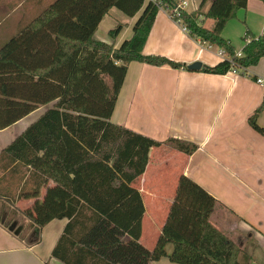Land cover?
<instances>
[{
    "label": "trees",
    "instance_id": "obj_1",
    "mask_svg": "<svg viewBox=\"0 0 264 264\" xmlns=\"http://www.w3.org/2000/svg\"><path fill=\"white\" fill-rule=\"evenodd\" d=\"M209 1L210 8L203 12ZM248 1L203 0L197 11L182 13L190 37L225 55L217 65L204 66L203 73L246 75L264 58V35L256 37L247 29L241 57L222 36ZM113 8L129 18L141 13L133 36L118 48L115 41L125 27L121 23L108 32L111 43L95 39ZM158 13L146 0H56L0 50V130L53 104L0 159L29 169L33 187L22 194L39 193L48 180L68 194L67 205L55 215L49 202L38 204L35 214L28 211L33 228L54 219L69 220L53 252L64 264H150L165 257L174 264L253 261L212 223L213 213L223 205L185 175L178 179L155 247L149 250L141 243L145 208L132 185L145 173L151 149L168 145L187 155L199 149L175 138L159 142L111 122L132 62L187 68L143 53ZM209 20L214 22L211 28L205 27ZM263 111L264 97L248 123L264 137V126L258 123ZM169 244L174 246L171 254Z\"/></svg>",
    "mask_w": 264,
    "mask_h": 264
},
{
    "label": "crops",
    "instance_id": "obj_2",
    "mask_svg": "<svg viewBox=\"0 0 264 264\" xmlns=\"http://www.w3.org/2000/svg\"><path fill=\"white\" fill-rule=\"evenodd\" d=\"M54 1L0 0V50ZM174 1L187 2L186 11L191 13L200 8L203 0ZM210 5L211 1L207 2L203 12ZM140 15L129 18L113 8L103 18L95 39L111 43L108 32L121 23L125 27L115 41L118 48L133 36ZM213 24L206 21L205 27L211 28ZM102 28L107 40L97 37ZM247 29L256 37L264 35V3L260 0H249L247 8L240 10L223 30V38L237 54L245 46ZM211 49L184 33L167 13L159 11L143 53L161 55L185 67L195 62L213 67L225 56H220V50ZM253 77L264 80V58L247 69L246 75L234 72L212 75L202 70L191 72L187 68L140 62L129 65L111 122L159 142L175 138L199 146L193 155L168 145L151 149L145 173L132 185L143 200L141 243L149 250L162 234L178 179L185 175L223 205L213 213L212 223L253 258L251 264H264V137L248 123L263 101L264 85ZM52 105L42 106L0 130V157ZM258 123L264 126V111ZM28 170L17 162L0 159V264H64L53 252L69 220L54 219L33 228L28 211L35 214L38 204L49 202L55 215L67 205L68 194L60 192L51 180L44 183L39 193H29L33 181ZM24 188L29 192L22 194ZM53 190L57 193L51 195ZM223 211L231 216L232 222L221 229L214 220ZM7 225L15 226L20 235ZM228 233L245 235L247 239L239 244ZM173 250V244H169L168 254ZM150 264L174 263L165 257Z\"/></svg>",
    "mask_w": 264,
    "mask_h": 264
},
{
    "label": "built area",
    "instance_id": "obj_3",
    "mask_svg": "<svg viewBox=\"0 0 264 264\" xmlns=\"http://www.w3.org/2000/svg\"><path fill=\"white\" fill-rule=\"evenodd\" d=\"M146 3H153L156 7L159 8V11H163L167 13L169 17H171L179 26H181L182 31L184 33H189V30L185 25L182 24V20H181L182 13L187 12L186 11V7L188 6L187 2L179 1L173 5H169V4H162L161 0H146ZM237 55L238 57H241L242 53ZM220 56L221 57L225 56L222 51L220 52ZM257 82L259 84L264 85L263 79H258Z\"/></svg>",
    "mask_w": 264,
    "mask_h": 264
},
{
    "label": "rangeland",
    "instance_id": "obj_4",
    "mask_svg": "<svg viewBox=\"0 0 264 264\" xmlns=\"http://www.w3.org/2000/svg\"><path fill=\"white\" fill-rule=\"evenodd\" d=\"M124 17V16H123ZM106 25V24H105ZM107 26V25H106ZM108 28H109V26H108ZM97 37L98 38H100V39H102L103 38V40H107L108 38H107V36H105V34H104V32H103V28L101 29V30H99V32H98V34H97ZM209 46V45H208ZM209 47H211V46H209ZM211 50H213V51H215V52H219V48L218 47H216V46H214V48L212 47V49ZM219 219H217V218H215V220H214V222H216V224H217V226L219 227V228H223L222 226H224L225 227V225L228 227L230 224H231V222H232V218H231V216L230 215H228L226 212H222L221 214H220V216L218 217ZM225 229V228H224ZM229 234V233H228ZM25 236H27V234H25ZM229 236L232 238V239H234L235 241H237L239 244H243L245 241H246V239H247V237L244 235V236H240L239 234H234V233H231V234H229ZM239 237H241V239H239ZM34 238H31L30 240H33ZM240 240V241H239Z\"/></svg>",
    "mask_w": 264,
    "mask_h": 264
},
{
    "label": "water",
    "instance_id": "obj_5",
    "mask_svg": "<svg viewBox=\"0 0 264 264\" xmlns=\"http://www.w3.org/2000/svg\"><path fill=\"white\" fill-rule=\"evenodd\" d=\"M203 64L201 62H195L191 65H188L187 66V69L191 72H199L203 69ZM16 227L15 226H12L11 227V231H15L17 234H19L20 230H15Z\"/></svg>",
    "mask_w": 264,
    "mask_h": 264
}]
</instances>
